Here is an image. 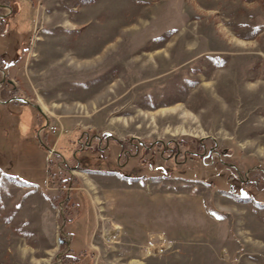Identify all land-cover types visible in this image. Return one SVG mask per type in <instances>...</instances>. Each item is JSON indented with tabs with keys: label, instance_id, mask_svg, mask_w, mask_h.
Segmentation results:
<instances>
[{
	"label": "rangeland",
	"instance_id": "374dc122",
	"mask_svg": "<svg viewBox=\"0 0 264 264\" xmlns=\"http://www.w3.org/2000/svg\"><path fill=\"white\" fill-rule=\"evenodd\" d=\"M8 1L0 264H264V0Z\"/></svg>",
	"mask_w": 264,
	"mask_h": 264
},
{
	"label": "trees",
	"instance_id": "16d2710c",
	"mask_svg": "<svg viewBox=\"0 0 264 264\" xmlns=\"http://www.w3.org/2000/svg\"><path fill=\"white\" fill-rule=\"evenodd\" d=\"M2 5L3 7H11V11L8 15H6L3 19H0V38L3 39L7 36V32H5L6 29L9 28V26L11 25L10 22L13 23V18L16 17L19 13V10H16L15 7H13V5H11V3L8 1V0H2ZM15 8V9H14ZM13 64V62H11L10 60H7L5 61V59L3 58V55L0 53V72L3 73V78L5 80L4 83H6L5 85H10L12 86L10 82V80L8 79L7 77V72H8V69L9 67ZM1 80V78H0ZM18 90L16 88H12L10 90V93L9 94H6V95H10V96H18ZM20 97V96H18ZM15 105H18V106H23V105H26L25 103H23L22 101H14ZM36 116L39 118V112H37L36 110ZM46 136H47V133H45L44 137L46 139ZM65 211V210H64ZM79 211V209H78ZM80 213V211H79ZM63 264H78L79 262V259L78 258H74V257H67V256H64L63 257V260H62Z\"/></svg>",
	"mask_w": 264,
	"mask_h": 264
},
{
	"label": "flooded vegetation",
	"instance_id": "af4514ba",
	"mask_svg": "<svg viewBox=\"0 0 264 264\" xmlns=\"http://www.w3.org/2000/svg\"><path fill=\"white\" fill-rule=\"evenodd\" d=\"M6 16V15H5ZM4 16V17H5ZM4 17H0L1 19H3ZM4 82H5V80H4ZM3 82V83H4ZM9 83H11V82H9ZM15 101H18V100H15ZM94 140H96V142H98V143H96V147H95V149H94V151H98V152H100V151H102L103 149H105L106 147H107V142H106V144H105V146L104 147H101V146H99V144H101L102 143V139L101 138H98V137H93L92 136V141H94ZM91 141V142H92ZM116 145H118L119 146V148L120 147H122L121 146V143H116ZM134 148H138V145H134ZM214 147H212V148H210L209 150H208V153L205 155V156H211L212 155V153L214 152ZM203 150H204V147H203ZM138 153V152H137ZM137 153H135V154H137ZM192 154H194L193 152H192ZM122 155V157L125 159V158H129V157H133L134 156V154H132L131 152H128V151H126V153H125V151L124 152H122L121 151V154L119 155L118 154V158L117 159H120L119 157ZM196 155V157L197 158H204L205 156L203 155V153H196L195 154ZM125 161V160H124ZM222 165H224V166H226V167H229V168H232V169H234L235 171H237L236 169V167H234L233 165H231V164H227V163H223ZM257 169L255 168V169H253V171H247V172H245V173H243L242 174V177H243V179L244 180H240L238 177H237V179H238V181H245L246 179H248V177H249V175L252 173V172H254V171H256ZM70 200V196H65L64 198H63V211H64V209H68V208H66V205L70 202L69 201ZM71 206H73L74 207V205H71Z\"/></svg>",
	"mask_w": 264,
	"mask_h": 264
},
{
	"label": "water",
	"instance_id": "95a60500",
	"mask_svg": "<svg viewBox=\"0 0 264 264\" xmlns=\"http://www.w3.org/2000/svg\"><path fill=\"white\" fill-rule=\"evenodd\" d=\"M5 15H2V16H0V17H4ZM4 82V78H2V80H1V83H3ZM33 105V107L39 112V113H41L42 111H41V109H40V107L38 106V105H34V104H32Z\"/></svg>",
	"mask_w": 264,
	"mask_h": 264
},
{
	"label": "crops",
	"instance_id": "0c3cea01",
	"mask_svg": "<svg viewBox=\"0 0 264 264\" xmlns=\"http://www.w3.org/2000/svg\"><path fill=\"white\" fill-rule=\"evenodd\" d=\"M1 73V75H3V73L2 72H0ZM2 78L3 77H1V80H2ZM1 80H0V83H1ZM8 100H10V101H12V102H14L15 100H18L17 98H15V97H13V98H10V99H8ZM18 101H21V100H18Z\"/></svg>",
	"mask_w": 264,
	"mask_h": 264
},
{
	"label": "bare ground",
	"instance_id": "6f19581e",
	"mask_svg": "<svg viewBox=\"0 0 264 264\" xmlns=\"http://www.w3.org/2000/svg\"><path fill=\"white\" fill-rule=\"evenodd\" d=\"M106 235H107V238H111V235H112L111 234V231H107V234Z\"/></svg>",
	"mask_w": 264,
	"mask_h": 264
}]
</instances>
